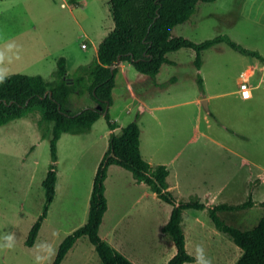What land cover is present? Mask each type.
I'll return each instance as SVG.
<instances>
[{
  "label": "rangeland",
  "instance_id": "1",
  "mask_svg": "<svg viewBox=\"0 0 264 264\" xmlns=\"http://www.w3.org/2000/svg\"><path fill=\"white\" fill-rule=\"evenodd\" d=\"M114 27L109 0H0V72L5 77L41 75L52 81L57 60L65 57L68 72L75 77L81 65L93 61L94 44ZM173 35L195 43L228 36L264 57V0L199 3L196 13L188 22L176 26ZM83 44L87 50L82 49ZM167 57L174 63L163 67L156 89L147 91L142 86L143 79L136 77L141 73L131 65L126 79L117 75L111 118L123 126L136 120L139 125L144 122L142 156L146 161L154 153L155 163L165 161L186 147L181 161L192 148L186 145L188 139L206 140L207 135L232 145L251 159L259 179L252 195L255 205L247 211L220 213L228 225L251 230L264 215L260 203L264 201V61L244 55L226 42L204 51L200 72L192 49H181ZM199 73L207 95L220 94L208 102L209 110L201 103L198 111L192 101L203 93ZM241 83H247L250 90L238 92ZM162 91L165 94L160 96ZM134 95L156 100L166 110L155 112V121L148 111L140 113ZM89 106L96 103L88 93L71 96L73 112ZM108 129L107 120L102 117L94 130L62 135L58 142L56 198L35 244L28 246L30 230L43 213L46 201L43 181L52 164V125L41 123L40 115L33 113L0 127V264H54L63 240L87 221L91 189L109 142L100 135ZM203 149L212 152V148ZM235 158L231 164L229 204H240L249 198L245 195L249 168L236 164L241 162ZM134 178L119 166L109 168L105 185L110 208L100 236L105 239L122 210L132 207L130 214L125 215L131 217L120 225L119 231L125 227L130 230L127 251L133 264H169L175 256L174 242L170 235H163L161 217L151 213L142 222L139 211L148 199L135 204L142 191L133 185ZM182 227L187 250L197 261L186 264H236L243 255L233 238L217 228L208 211L189 209ZM139 230L142 235L138 236ZM61 264L103 263L84 236Z\"/></svg>",
  "mask_w": 264,
  "mask_h": 264
},
{
  "label": "trees",
  "instance_id": "2",
  "mask_svg": "<svg viewBox=\"0 0 264 264\" xmlns=\"http://www.w3.org/2000/svg\"><path fill=\"white\" fill-rule=\"evenodd\" d=\"M109 1L115 27L99 44L94 60L87 65H81L75 77L68 72L66 58L61 57L57 60L52 81H46L41 75L12 74L0 82V127L33 113L40 115L41 123L52 125V164L43 181L46 201L43 213L32 226L26 244H35L56 198L58 142L62 135L86 133L100 118L105 117L112 132L108 149L94 179L87 221L63 240L54 264H61L77 241L84 236L94 245L103 264H133L100 236V228L108 210L105 183L111 166L130 171L138 182L146 183L160 199L173 206L170 219L163 226L164 233L171 236L176 247V254L169 264H186L195 260L187 251L182 227L183 214L188 209H208L217 228L228 233L242 249L243 255L236 264H264V215L253 229L246 231L228 225L219 215L220 212L242 211L253 207L256 202L252 196L240 204L223 203L209 207L199 202L178 201L169 190L168 168L165 165L154 166L143 158L142 131L137 120L122 127L117 133L115 130L120 125L110 115L116 77L123 63H130L139 73L156 79L162 66L170 62L167 54L181 49L194 50L198 70L202 68L204 51L223 42L244 55L257 57L262 61L264 57L258 51L247 49L228 36L220 35L195 43L185 37L173 35L176 26L188 22L196 13L199 3H212L217 0ZM71 2L76 3L77 0ZM118 60L121 61L120 65L116 64ZM198 83L204 91V79L200 73ZM87 93L96 106L73 112L70 109L71 96H84ZM261 205L264 207V201Z\"/></svg>",
  "mask_w": 264,
  "mask_h": 264
},
{
  "label": "crops",
  "instance_id": "3",
  "mask_svg": "<svg viewBox=\"0 0 264 264\" xmlns=\"http://www.w3.org/2000/svg\"><path fill=\"white\" fill-rule=\"evenodd\" d=\"M112 30L113 29H110V31ZM102 41H99L97 44H94L93 60L97 56L98 47ZM82 49L87 50L88 47L82 48ZM169 61H170L169 63H165L162 66L156 79H151L150 77L145 76L143 74H141L142 76H136V77H140L139 79H143L144 82L142 86L147 91L151 89H156L159 87L160 84L158 83V77L163 67L174 63L170 59ZM130 65H131L130 63L121 64V71L119 75H121L124 79H126L127 77L128 69ZM201 70H199V72ZM238 92H242V91L239 89ZM163 94H165V92L163 91L159 92L160 96ZM113 95H114V91H113ZM219 95L220 94L207 95L206 91L204 90L203 93L199 95L198 99L192 100V101H195V103L198 105V111H199L200 107H202L201 103L203 100L205 99L209 100L208 102L210 104L212 101V98L217 97ZM133 98L135 101L136 100L139 101L140 113H147L148 111V113L151 115V119H154L155 121L158 120V116L155 112L166 110L165 109L166 106L157 104L156 100L152 101L151 98L149 99L140 98L137 95H134ZM113 121H116V120H113ZM118 124L120 126L119 128L115 130L117 133H119L121 131V128L124 127L119 122ZM140 126H141V131H142L141 133V152H142L143 136H144V130L146 127L144 128V122L141 123ZM94 129H95V124L93 125L91 130H94ZM111 132L112 131L110 129L103 131V133L100 135V138L104 140L105 139L109 140V136ZM206 137H205L206 140L200 137L189 138L186 145L187 146L192 145L191 146L192 148L188 152V154H186L181 159V161H179L180 157L183 156L186 147L178 149L165 161H157L158 163H155L154 161L156 160L155 153L150 154L151 158L147 161L154 166L155 165H165L168 168L170 172L168 176L169 190L178 199V201L191 202L190 201L191 199L196 198L195 202L205 204L206 206L209 207V206H216V205L223 204V203L229 204L228 200L231 198V191H232L231 164H232V161L235 162V160H237V158L235 157H238L241 163L236 162V164H241V165H244L245 167L247 166L249 168V173H250V178L247 180L248 189L246 188L245 195L246 197H250L254 195V192L257 189V182L259 180L256 177V171H255L256 164L248 157L239 153L238 150H236L232 145L226 144L225 142L220 141V140H216L215 137H211L209 135H207ZM171 141H174V138H171ZM108 146H109V142L107 145V149H108ZM204 147L212 148V152L204 150L203 149ZM106 151L104 152V154L106 153ZM132 181H133V185L140 188V191H142L141 197L137 201H135V204L137 202H140L141 199H145V198L148 199L145 202L146 204L139 211V215H141L142 222H144L145 217H149L151 213L161 217L162 218L161 231L163 235H165L166 233H164L163 231V226L169 221L172 210H173V206L165 202L164 200L160 199L157 196V194L154 193L151 190L150 186H148L146 183L138 182L136 178H134V180ZM128 186H130V184H128ZM91 192H92V189H91ZM106 196L108 198V188L106 189ZM254 201L256 202V200ZM109 208H110V204L104 216V220L101 226H103L105 222V218L107 217ZM128 208H126V210L123 209L121 214L117 216L115 223L111 225L110 227V230H109L110 233H108V236L104 240L107 241L112 247H114L117 251L122 253L125 257H127L133 263L134 261H132L130 257L131 255H128V251H127V247H128L127 239H129V237L131 236L130 230H128L129 228L125 227V228H122L121 231H119L120 225L124 223L128 217H131V216H125V215L130 214V209L132 207L129 209V211H128ZM251 208L245 209L243 211H247ZM151 209H152V212H151ZM188 210L184 211L183 219L185 215L187 214ZM202 211H208V209H204ZM131 220L132 219L129 218V221ZM138 232L140 233L138 234V236L142 235L140 230ZM174 245L172 247H175ZM175 254H176V248L174 250V255ZM194 262H197V261L194 260ZM194 262H191V263H194Z\"/></svg>",
  "mask_w": 264,
  "mask_h": 264
},
{
  "label": "built area",
  "instance_id": "4",
  "mask_svg": "<svg viewBox=\"0 0 264 264\" xmlns=\"http://www.w3.org/2000/svg\"><path fill=\"white\" fill-rule=\"evenodd\" d=\"M82 48H87V45H86V44H83V45H82ZM240 90H241L242 92H245V91H249L250 88H249V86H248L247 83H241V84H240Z\"/></svg>",
  "mask_w": 264,
  "mask_h": 264
},
{
  "label": "water",
  "instance_id": "5",
  "mask_svg": "<svg viewBox=\"0 0 264 264\" xmlns=\"http://www.w3.org/2000/svg\"><path fill=\"white\" fill-rule=\"evenodd\" d=\"M116 64H117V65H120V64H121V61L118 60V61L116 62ZM71 83H73V80L71 81ZM202 104L204 105V107H205L207 110H209V107H208V100H207V99L203 100V101H202ZM104 114H106V112H105Z\"/></svg>",
  "mask_w": 264,
  "mask_h": 264
},
{
  "label": "clouds",
  "instance_id": "6",
  "mask_svg": "<svg viewBox=\"0 0 264 264\" xmlns=\"http://www.w3.org/2000/svg\"><path fill=\"white\" fill-rule=\"evenodd\" d=\"M2 60H3V56H2V54H0V62H2ZM4 79H5L4 73L0 72V82H3Z\"/></svg>",
  "mask_w": 264,
  "mask_h": 264
}]
</instances>
